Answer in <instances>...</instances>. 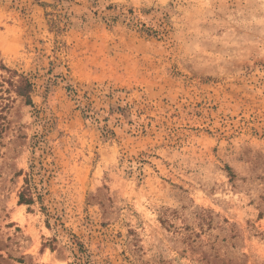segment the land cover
<instances>
[{
  "label": "rangeland",
  "instance_id": "rangeland-1",
  "mask_svg": "<svg viewBox=\"0 0 264 264\" xmlns=\"http://www.w3.org/2000/svg\"><path fill=\"white\" fill-rule=\"evenodd\" d=\"M0 115V264H264V0H0Z\"/></svg>",
  "mask_w": 264,
  "mask_h": 264
},
{
  "label": "trees",
  "instance_id": "trees-1",
  "mask_svg": "<svg viewBox=\"0 0 264 264\" xmlns=\"http://www.w3.org/2000/svg\"><path fill=\"white\" fill-rule=\"evenodd\" d=\"M13 87H15V92L24 97L27 104H33L32 98H31V87L32 83L30 82V79L26 76H21V78L17 82H11ZM5 107H3L4 109ZM2 115V114H1ZM0 115V116H1ZM3 117V116H1ZM26 185L23 187V189L19 193V203L22 204H33L36 201V198L38 197L41 199V194L39 193L38 196H35V190L37 189L33 182L31 177L27 178Z\"/></svg>",
  "mask_w": 264,
  "mask_h": 264
}]
</instances>
